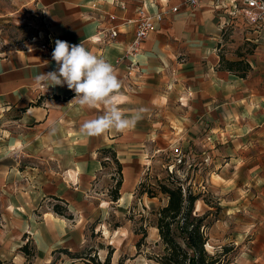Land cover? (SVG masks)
<instances>
[{
    "label": "rangeland",
    "instance_id": "obj_1",
    "mask_svg": "<svg viewBox=\"0 0 264 264\" xmlns=\"http://www.w3.org/2000/svg\"><path fill=\"white\" fill-rule=\"evenodd\" d=\"M46 30L42 12L30 5L21 15L0 21V53L37 45L34 38L40 40ZM255 30L226 28L217 52L236 58L264 52V31ZM260 70L256 68L255 75ZM185 99L182 93L170 108L173 118L165 135L142 141L140 154H116L121 174L108 151L100 150L95 157L68 156L67 142L61 139V155H53L46 139L31 142L20 163L25 167L23 178L6 187L4 176L0 184V260L87 264V255L103 260L110 252L111 264H159L154 259L162 248L156 213L166 198L161 193L150 198L136 185L145 177L156 185L157 179L172 172L184 187L200 195L194 212L206 214L207 251L229 246L228 264H264V127L245 137L218 138L221 129H212L207 117L198 129L180 123ZM90 160L96 161L99 173H91ZM128 162L139 165V176L129 188L121 186L120 198L113 201L110 187L121 175L123 180ZM70 169L74 171L67 173ZM20 229L25 232L20 234ZM143 230L146 237L138 246ZM25 243L27 252L20 250Z\"/></svg>",
    "mask_w": 264,
    "mask_h": 264
},
{
    "label": "crops",
    "instance_id": "obj_2",
    "mask_svg": "<svg viewBox=\"0 0 264 264\" xmlns=\"http://www.w3.org/2000/svg\"><path fill=\"white\" fill-rule=\"evenodd\" d=\"M182 1L0 0V21L21 15L32 5L42 12L53 39L49 52L34 45L30 46L31 52L27 47L0 53V184L4 176L6 187H12L14 180L23 178L26 172L20 163L35 139L51 142L53 155H61V139L67 142L68 156L95 157L105 148L113 149L118 155L140 154L144 151L142 141L166 134L173 118L170 108L182 93L186 98V103H182L184 113L179 119L182 125L198 129L207 117L212 121V129H221V135H216L218 138L245 137L259 126L264 127V52L248 58L224 57L217 52L220 35L226 28L243 26L262 32L264 26L248 23L227 0H201L196 6ZM92 2H97L104 11L100 20L97 17L103 12L92 9ZM143 3L150 11L173 6L178 9L143 41L135 57L140 70L128 68L127 59L115 68L122 82L116 97L117 106L126 116L143 109L142 118L123 133L110 130L96 137L82 135L83 121L103 114L104 106L81 108L73 100L75 92L66 85L46 89L36 86L34 77L56 69L52 60L56 39L69 44L83 43L112 64L131 41L134 26L128 20L135 17V9ZM215 3H224L225 7H217ZM107 13L117 16L112 24L118 25L120 33L113 40L100 34V40L93 41L98 36V25L111 24ZM95 17L97 20L93 19ZM220 56L248 62L250 70L246 77L225 69L220 64ZM256 68L261 69V74L255 75ZM179 100L183 102V97ZM89 166L93 175L99 173L95 160H90ZM123 167L121 186L129 188L136 182L140 167L133 162ZM17 214L22 219V212ZM20 230V234L25 232V229Z\"/></svg>",
    "mask_w": 264,
    "mask_h": 264
},
{
    "label": "trees",
    "instance_id": "obj_3",
    "mask_svg": "<svg viewBox=\"0 0 264 264\" xmlns=\"http://www.w3.org/2000/svg\"><path fill=\"white\" fill-rule=\"evenodd\" d=\"M239 77H246L250 70V65L243 59L227 60L220 56V64ZM103 152L112 153L113 160L117 164L118 170H122L121 163L116 158V152L111 148H105ZM114 180V177H112ZM147 177L141 179L136 190L148 197H156L159 193L166 198V203L161 206L156 215L155 227L161 241V252L155 256V261L159 264H228L229 246H223L221 250L210 253L206 249L208 242L207 228L205 223L206 214L199 215L194 212L195 202L200 198L189 187H184L183 182L172 172L167 173L163 179H157L156 185H152ZM121 178L115 180L110 187L111 200L117 201L120 198ZM57 206V205H56ZM54 211L60 215L63 213L54 207ZM146 237V231H142L137 245L139 246ZM20 250L27 252L28 243L20 247ZM68 252V251H66ZM87 264H111V254L107 253L103 260L95 255H87ZM0 264H4L0 260ZM49 264H55L51 261ZM119 264H122L119 261Z\"/></svg>",
    "mask_w": 264,
    "mask_h": 264
},
{
    "label": "clouds",
    "instance_id": "obj_4",
    "mask_svg": "<svg viewBox=\"0 0 264 264\" xmlns=\"http://www.w3.org/2000/svg\"><path fill=\"white\" fill-rule=\"evenodd\" d=\"M54 43L52 60L56 63V69L36 75L35 85L46 89L50 86L66 85L75 92L73 100L81 108L104 106L103 114L83 121L80 128L82 135L96 137L110 130L123 133L133 128L142 118L144 110L139 109L136 113L126 116L117 106L116 97L122 88V82L113 65L95 55L83 43L69 44L59 39ZM28 50L33 51L31 47Z\"/></svg>",
    "mask_w": 264,
    "mask_h": 264
},
{
    "label": "built area",
    "instance_id": "obj_5",
    "mask_svg": "<svg viewBox=\"0 0 264 264\" xmlns=\"http://www.w3.org/2000/svg\"><path fill=\"white\" fill-rule=\"evenodd\" d=\"M220 1V0H218ZM230 1L233 7L235 8V12H238L248 23L257 24L264 26V0H227ZM183 3L191 6L198 5L201 0H183ZM217 7H225L224 3H215ZM92 9L96 12L100 13L101 17H97L99 20L104 16V11H102L100 5L97 2L91 3ZM178 6H173L170 8H162L156 11H150L143 3L139 5L135 9V17L133 19L128 20V22H132L134 26V32L131 41L126 45L123 53L118 59H115L112 63L114 69L122 63L124 59L129 61L128 68L139 69L138 64L135 60V57L139 54V51L142 48V43L148 34L156 29L158 24L165 19L170 13L177 11ZM108 20L110 21V25L104 27L98 25L97 37H94L93 41H99L102 34L103 37H106L108 40L115 39L120 33V29L117 24H112L113 21L117 19V16L114 14L107 13ZM97 18H93L97 20ZM99 24V23H98ZM40 40L34 38V40L39 41L38 46L41 49L46 51H50L52 46V34L48 30H46L43 36H39ZM42 38V40H41ZM140 70V69H139Z\"/></svg>",
    "mask_w": 264,
    "mask_h": 264
}]
</instances>
